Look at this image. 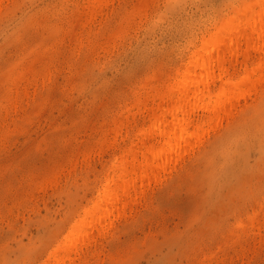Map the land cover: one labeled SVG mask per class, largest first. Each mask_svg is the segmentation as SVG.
<instances>
[{
	"label": "rangeland",
	"instance_id": "374dc122",
	"mask_svg": "<svg viewBox=\"0 0 264 264\" xmlns=\"http://www.w3.org/2000/svg\"><path fill=\"white\" fill-rule=\"evenodd\" d=\"M251 2L0 0V264H55L52 250L99 188L110 179L119 191L109 169L117 164L132 174L131 189L59 264H264V36L243 14L264 12ZM234 14L242 23L224 39L239 53L225 41L232 54L207 55V86L260 69L253 85L214 122L190 109L189 130L199 119L204 129L141 178L164 140L147 124L170 105V81ZM251 34L255 43L241 38Z\"/></svg>",
	"mask_w": 264,
	"mask_h": 264
},
{
	"label": "bare ground",
	"instance_id": "6f19581e",
	"mask_svg": "<svg viewBox=\"0 0 264 264\" xmlns=\"http://www.w3.org/2000/svg\"><path fill=\"white\" fill-rule=\"evenodd\" d=\"M254 2H255V0H254ZM254 2H251V3H254ZM257 3H258V6L260 7V9H261V7H263L262 12H264V0H257ZM256 6H257V4H256ZM250 8L246 7L247 10H245L243 12V14H245L248 11L247 17H249L244 21L246 22V25L251 22V24H252V28H250L251 32L258 39V41L261 42L262 38L264 36V18L262 19V17L259 16L258 20H255L254 19V11L252 14V10ZM236 11H238V8L234 12H236ZM258 11H259V9H258ZM235 14H237V13H235ZM235 14L233 16L227 17L228 19L226 21H225V18H226L225 17L224 18L225 22L223 21L222 24H220V25L218 24L219 26L217 25V27H214V30L212 28V31H211V34L209 35V37H207V38L202 37L200 40V43L198 41L197 44H199V45H197L196 49L195 50L193 49L194 51L187 56L188 58L185 57V58H187V61L185 62L183 68H182V66H181L182 69H180V67L179 68L177 67L178 71H176V74L173 77L172 82L170 81L171 84L169 83L170 86L168 85L167 92H166L167 95H169L168 97H170V99H171L170 100L171 102H168V100H167L166 104L170 103L171 106L168 104V108H164L162 110V108L165 107L166 105H164L162 107V105L160 104L162 108L160 107V105L158 108L161 110V114L159 113L160 112L159 111L158 113L160 115H157V118H155V116H154L153 121L150 120L151 121L150 126H149V124H147V127H149L148 129L156 128L158 130V132L164 137V140H163L162 144L159 145V147H158V145H156L157 146L156 148L154 147L153 149H151L150 153H148V150L146 149L149 156L148 157L146 156L147 161L144 164H143L144 159L142 161L141 166H140L139 161H137L139 166H140L139 168H141L140 169L141 170L140 171V177L141 178L147 177L149 174H154V172L157 169L161 168L165 163L168 162L167 160L171 156L176 157V155H178L181 152L184 145H187L186 143H188V145H189L190 140L192 141L193 138L195 139L199 135L198 133L201 131L200 129L202 127H204L205 123L200 128V126H201L200 123H202V122H200V119H199L200 123L198 122V124H197L198 126L196 125L197 122L195 121L196 122V123L194 122L195 123V129L190 131L189 130L191 127V125H190V119L191 118L189 119L190 109H192L194 107L202 108L203 110H205L206 112L209 113V117H207V121H209V122L213 121L214 118L216 119V117L220 111L224 110V112H225V110H227L226 107L231 104V101L234 100V98L237 95L240 96L239 93L241 92V90L245 84H247V85L251 84V82L253 81L252 76H254L257 72L259 73L260 69L257 70V72H256V70L253 69V73H251L253 75H251L250 73H247V74L244 73V75L242 77L239 76L238 79L231 80L229 85H227L225 83H222V84L220 83V86H218L214 91H211V88H210V91L208 89L209 87L207 86V83L210 82L208 80V78H211V77H209L211 70H210L209 62H207L208 59H206V57L208 54L213 52L215 48H220V50L222 49L220 51L221 54H224L225 51L230 53L231 51L229 52V50H230L229 48H234V46L231 45V41L228 42L229 40H227V39H228V37L230 38L229 35L231 34L232 31L233 32L235 31V33H236L235 28L241 22V19L239 17L235 16ZM245 15H243V16L245 17ZM251 15H253V20L250 17ZM243 16H242V18H243ZM220 21L222 22V20H220ZM238 28H239V26H238ZM240 29H241V27H240ZM242 29L244 30V28H242ZM240 31H242V30H240ZM209 32H210V30H209ZM235 33H233V34H235ZM233 34H232V36H233ZM226 35H228V36H226ZM253 35L251 37V40H250V37L248 35H247L248 37L246 36V38H244V36L241 38H243L244 41H245V39L249 38V42L250 41L252 42V41H254L252 39ZM224 37L227 39H224ZM235 38L236 37L234 35V40L241 39L240 37L238 39H235ZM223 39H224V41H223ZM225 41L228 42L227 45L229 48H227V47L226 48L229 50H226L224 45H222V46L220 45L221 43L225 44L226 43ZM244 41H243V43L245 44ZM247 42H248V40H247ZM254 43H255V41H254ZM194 44H193V47L196 45V44L195 45ZM261 44H262L263 49H264V43H261ZM260 45L257 46V50H258V47ZM231 46H233V47H231ZM236 48H237V46L233 49V52L235 51ZM236 50H238V49H236ZM217 52H218V50H217ZM235 52L237 54L239 53L237 51H235ZM236 53H233V56L237 55ZM218 54H219V52H218ZM218 54L216 53V56H215V54H211V56L214 55L216 57V59L213 58V60H215L217 62V61H219V58H220V60H221V58H223L222 62L224 63V61L227 60V58L226 59L224 58L225 55L219 56ZM225 54H226V52H225ZM230 54H232V53H230ZM229 55L227 54L226 56H228V58H229ZM211 56H209V57L212 60ZM210 58H209V61H210ZM184 61H185V59H184ZM222 62L220 63V68L223 66ZM260 62L263 63L262 61H260ZM210 63H212V62L210 61ZM261 63H259V64H261ZM213 67H214V65H213ZM252 67H254V66H252ZM218 68H219V65H218ZM263 68H264V66H263ZM196 69H198V72H196ZM213 70L215 71V69H212V71ZM248 70L249 69H247L246 71H248ZM215 73H216V71H215ZM213 80H214V78H213ZM219 80H220V78H219ZM251 85H253V84H251ZM251 85L249 87H251ZM158 91H161V90H158ZM163 92H164V90H163ZM238 96H237V98H238ZM163 101H166V99ZM162 104H164V103H162ZM154 109H156V108H154ZM159 109H157V110H159ZM158 116H159V118H158ZM205 116H206V114H205ZM216 120H214V121H216ZM150 121H149V123H150ZM205 121H206V119H205ZM161 124H162V126H161ZM143 129H145V128H143ZM202 129H204V128H202ZM153 132L154 131H152V133ZM156 132H155V134H156ZM135 133L137 135H139V133H137V132H135ZM141 133H143V132H141ZM156 136H157V134H156ZM160 142H161V140H160ZM191 143H193V141L190 142V144ZM151 146H149V147H151ZM129 151H131V150H129ZM183 153H181V154H183ZM144 154H145V152H144ZM181 154H179L178 156H180ZM145 155H147V154H145ZM175 157H173V158H175ZM113 162L115 163V161H113ZM131 164H132V162H131ZM169 164H170V162H169ZM109 169H113V176H112L111 180L115 177L121 181L119 191L114 192V190L111 188L112 186L110 184L111 183L110 179L108 181H106L103 185L101 183L102 186H101V188H99V191H98V194L95 198V201L92 203L91 206H90V204L88 205L89 207L84 211V214L79 219H77L74 222V224H72V225L70 224L71 226L67 230L66 234L63 236V238L61 237L62 238L61 242L59 239V242H60V243L58 242L59 245L52 250L50 256L53 258V261L55 262V264L65 263V260L66 259L68 260L70 258V254H72V252L75 250L76 245H78V243H82L84 240L89 238L91 236L93 229L95 230L99 226H102L104 223H106L107 220L110 219V216L112 215L113 210L115 211V207L120 202V199H121L120 195L123 192L126 193V191L129 189L130 183H131V179L129 177H131L132 174H131V176H129V172L125 170V167L122 164H117L114 166V168L111 167ZM136 173L137 172H135L134 174L136 175ZM114 188H115V186H114ZM130 189H131V187H130ZM123 198L124 197H122V199ZM121 205H122V207H125L127 204L125 205V203H121ZM77 218H78V216H77ZM94 232H96V231H94ZM100 232H101V230H100ZM95 234H97V232L94 233V235ZM89 243H90V240H89ZM81 246H82V244H81ZM80 252H81V250H80ZM81 254H82V252H81ZM72 256H74V255H72ZM48 262H50V261H48Z\"/></svg>",
	"mask_w": 264,
	"mask_h": 264
}]
</instances>
